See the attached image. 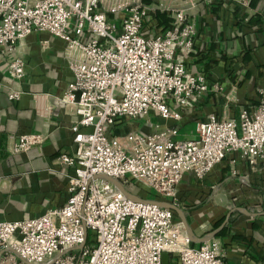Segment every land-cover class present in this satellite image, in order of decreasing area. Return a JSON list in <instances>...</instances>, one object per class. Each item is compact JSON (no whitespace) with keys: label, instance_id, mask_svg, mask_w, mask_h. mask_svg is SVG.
I'll use <instances>...</instances> for the list:
<instances>
[{"label":"built area","instance_id":"built-area-1","mask_svg":"<svg viewBox=\"0 0 264 264\" xmlns=\"http://www.w3.org/2000/svg\"><path fill=\"white\" fill-rule=\"evenodd\" d=\"M155 10L170 12L172 20L147 32ZM34 31L65 42L72 80L62 100L78 117L70 128L75 150L57 158L68 179L63 205L0 221V264H161L164 252L177 254V264H223L226 249L218 239L192 245L174 211L147 200L175 204L184 175L201 181L228 153L264 168V92L252 111L242 108L236 118L209 114L197 121L193 139H174V128L116 134L121 122L150 110L178 120L169 102L186 107L207 90L205 77L184 63L195 34L185 10L143 0H0V50L13 54L11 77L23 78L16 49ZM42 141L40 134L18 135L11 152ZM100 176L118 180L138 199Z\"/></svg>","mask_w":264,"mask_h":264},{"label":"crops","instance_id":"crops-1","mask_svg":"<svg viewBox=\"0 0 264 264\" xmlns=\"http://www.w3.org/2000/svg\"><path fill=\"white\" fill-rule=\"evenodd\" d=\"M150 2L185 10L195 34L192 50L183 56L184 63L188 70L205 77L207 90L194 95L186 107L169 102L180 115L178 120L164 119L150 110L142 119L121 122L116 134L130 130L150 134L174 128V139H193L195 123L206 120L209 114L236 118L242 108L252 111L260 99L257 92H264V0ZM167 14L172 20L170 12ZM163 28L154 18L146 20L147 32ZM65 50V42L48 32L30 33L16 49L24 63L22 79L8 74L13 54L0 50V221L30 218L67 200L66 168L57 158L75 150L70 128L78 117L74 106L62 100L72 80ZM13 92L20 93L18 99L9 97ZM21 134H40L43 141L13 154L12 144ZM230 176L235 178L231 185L235 183L243 195L237 205L220 212L207 209L211 206L208 203L206 212L197 208L189 219L184 216L196 237L216 232L213 238L226 249L223 264H264V168L260 162L250 166L239 154L228 153L201 184L186 174L177 188L185 191L202 184H220Z\"/></svg>","mask_w":264,"mask_h":264},{"label":"rangeland","instance_id":"rangeland-1","mask_svg":"<svg viewBox=\"0 0 264 264\" xmlns=\"http://www.w3.org/2000/svg\"><path fill=\"white\" fill-rule=\"evenodd\" d=\"M257 94L259 96L258 98H260L261 92H257ZM170 109L173 110V108L171 107ZM193 116L195 115L190 116V118H193ZM235 176H237L236 173H235ZM233 178H231L230 176L229 178L225 179L220 184H218L219 181H217L214 185L209 184V185L204 186V184H202L199 188L187 189L185 191H181L177 188L176 196H175V205L181 210H183L184 214L187 215L186 216L187 219H189L192 212H194L197 208H200L201 210L200 212H206L204 208L206 207L205 205L208 203H210L211 206L207 207V209L212 207L211 210L215 208V210H219L220 212L221 211L223 212L224 210H227L232 205L234 206L237 205V203L240 202V199L243 198L242 197L243 195L241 194V190H239L240 192L236 190L237 188L236 184L233 183V185H231L232 184L231 181L232 180L234 181L235 179ZM198 181H199L198 184H201L200 180ZM126 184H128L127 188L134 187V184H131V183H126ZM136 186H138V184ZM137 188L143 189L142 187H137ZM137 193L142 194L141 192H137ZM148 196H149L148 198L151 199V194H148ZM49 209H50L49 207H46L41 212H38L37 214L30 216V218L37 217L45 213ZM177 258H178L177 254H172L170 257V264H177Z\"/></svg>","mask_w":264,"mask_h":264},{"label":"water","instance_id":"water-1","mask_svg":"<svg viewBox=\"0 0 264 264\" xmlns=\"http://www.w3.org/2000/svg\"><path fill=\"white\" fill-rule=\"evenodd\" d=\"M102 178H105L106 180L110 181L111 183H113L118 189H120L128 198L130 199H138L137 197H134L132 194H130L129 192H127L124 187L122 186V184L116 180V179H113V178H110V177H106V176H100ZM148 202H151V203H155L161 207H165V208H169L171 210H173L174 212H176L181 220V223L183 225V228L185 230V233L187 234V236L189 237L190 241L191 242H203V241H206V240H209L211 238L214 237V235L216 234L215 231H212V232H209L207 233L205 236L201 237V238H198L196 237L190 226L188 225L187 221H186V218L184 216V213L182 212V210L180 208H178L175 204L171 203L170 201H157V200H147ZM161 264H170V255L169 253L167 252H164L162 254V257H161Z\"/></svg>","mask_w":264,"mask_h":264},{"label":"trees","instance_id":"trees-1","mask_svg":"<svg viewBox=\"0 0 264 264\" xmlns=\"http://www.w3.org/2000/svg\"><path fill=\"white\" fill-rule=\"evenodd\" d=\"M145 3H150V0H143ZM165 10H155L152 13V18L156 19L158 26L166 27L170 22L171 18Z\"/></svg>","mask_w":264,"mask_h":264}]
</instances>
